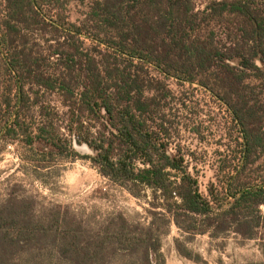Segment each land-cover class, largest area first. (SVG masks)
Here are the masks:
<instances>
[{"label": "trees", "instance_id": "obj_1", "mask_svg": "<svg viewBox=\"0 0 264 264\" xmlns=\"http://www.w3.org/2000/svg\"><path fill=\"white\" fill-rule=\"evenodd\" d=\"M4 2L0 79L10 83L0 95V154L23 144L25 163L37 164L41 180L53 161L86 160L144 205V214H80L7 178L0 183V264H166L174 228L187 258L183 244L199 236L259 239L264 180L249 183L246 173L264 155V0H210L204 10L196 0H97L81 25L64 12L84 0ZM49 10L62 12L48 21ZM38 33L51 34L46 57L35 51ZM85 39L95 46L86 48ZM153 67L165 79L200 84L241 127L243 166L224 193L212 186L204 195L186 157L171 152L159 123L166 84L152 77ZM48 97L65 109L64 129ZM82 146L91 154H81Z\"/></svg>", "mask_w": 264, "mask_h": 264}, {"label": "rangeland", "instance_id": "obj_2", "mask_svg": "<svg viewBox=\"0 0 264 264\" xmlns=\"http://www.w3.org/2000/svg\"><path fill=\"white\" fill-rule=\"evenodd\" d=\"M95 1L97 0L73 2L64 16L68 22L81 25ZM209 1L196 0L198 10H204ZM4 8L5 2L0 0L1 13ZM61 12L49 10V13L45 12L49 15H44L48 21L57 20ZM220 34H223V30ZM36 35L33 43L41 46L35 51L37 55L46 57L49 48L44 37L50 39L51 34ZM85 43L88 49L95 46L91 40L85 39ZM3 55L7 58L5 51ZM45 69L54 70L51 67ZM150 73L155 80H163L166 84L165 94L168 97L162 102L159 123L165 128L171 152H179L186 157L190 172L199 180L204 195H209L212 186L224 193L230 177L236 175L237 169L244 162L245 140L232 112L198 83L182 84L175 78L165 79L154 67L150 69ZM9 83L10 79L7 81V78L1 77L0 95L6 92ZM16 93L17 88L14 87V94ZM45 101L60 110L56 123L64 129L66 124L62 116L65 109L61 108L56 97H48ZM37 112L36 109L32 115H36L34 120L39 123L41 119ZM78 150L83 155L91 154L86 146L79 147ZM29 156V151L23 144H9L0 154V183L7 178L13 182H21L46 204L72 206L80 214L113 211H125L131 215L144 214V205L127 191L102 177L90 162L82 159L73 163L53 161L43 172L41 180L35 178L37 164L25 163ZM246 176H249V183H261L264 180V155L257 165L250 167ZM176 239L184 241L177 228H174L164 243L166 264H264V230L257 240H245L236 234L217 241L208 236H199L192 242L183 244L191 251L192 258L178 252Z\"/></svg>", "mask_w": 264, "mask_h": 264}]
</instances>
